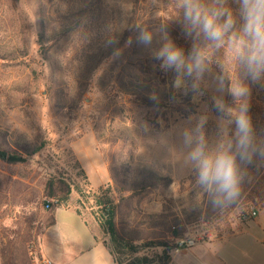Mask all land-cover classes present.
I'll return each instance as SVG.
<instances>
[{"label": "rangeland", "instance_id": "obj_1", "mask_svg": "<svg viewBox=\"0 0 264 264\" xmlns=\"http://www.w3.org/2000/svg\"><path fill=\"white\" fill-rule=\"evenodd\" d=\"M200 2L230 12L236 31L242 25L241 0ZM133 3L0 0V143L14 149L45 143L25 164L0 163V264L3 244L28 233L33 264L42 259L41 236L42 246L54 251L68 246V233H89L73 211L56 207L77 206L94 226L89 199L80 205L72 191L56 204L44 195L45 178L63 174L86 192L110 182L112 166L126 165L169 177L170 183L165 191H143L125 203L124 223L134 207L139 212L167 207L183 224L180 238L211 241L203 243L199 260L184 264H264V208L250 207L243 219L239 209L209 205L211 191L199 182L198 161L191 158L197 146L212 157L222 152L235 157L240 149L236 104L222 101L228 88L219 74L222 47L190 29L182 0ZM133 5L138 21L128 31ZM141 29L152 34L150 43L137 38ZM164 32L183 49L186 63L193 48L203 52L199 76L161 67L155 53ZM79 168L87 183L76 176ZM97 235L105 239L101 230ZM160 252L146 247L138 255L153 258Z\"/></svg>", "mask_w": 264, "mask_h": 264}, {"label": "trees", "instance_id": "obj_2", "mask_svg": "<svg viewBox=\"0 0 264 264\" xmlns=\"http://www.w3.org/2000/svg\"><path fill=\"white\" fill-rule=\"evenodd\" d=\"M136 2L138 3V0H134L133 4ZM38 9L41 15L42 8ZM137 12L138 8L133 5L127 19L128 31L136 27ZM243 23L237 27V31L242 28ZM43 33L44 30L41 29L39 39ZM226 50L227 44L222 47V51L218 50L219 58H221L218 61L219 74L228 87L227 95L222 99L223 103L236 104L232 110L238 112V101L231 94V85L242 80L250 89V142L246 150L240 148L234 157L238 175L241 178L240 195L235 202L228 204L232 208L239 209L237 216L245 219L250 207L264 208V72L257 81L245 79L239 64L230 59L229 52ZM233 117L232 115L229 119L233 120ZM44 144L43 140H39L32 147L14 149L0 143V163L25 164L30 156L44 147ZM110 174V182L95 189L89 188L86 192L67 176L54 174L44 179V195L54 199L56 204L66 200L72 191L77 193L80 205H84V202L86 203L89 199L91 202L88 209L105 236L103 243L109 249L115 264H151L154 262L171 264L169 252L173 249L175 240L184 233L183 224L174 216V213H170L167 207H162L157 212H139L134 207L131 209L133 217L124 223L122 217L125 214L121 211L125 203H129L133 197L143 191L147 193L153 189L165 191L170 178L128 165L122 166L121 169L112 166ZM76 176L87 183L81 168L78 169ZM212 199L213 192L211 191L207 201L209 205H213ZM65 208H72L82 218L77 206ZM54 210L51 211V219L46 227L53 222ZM138 215L141 217L136 219ZM188 220L186 223L190 221ZM31 243L29 233L14 241L4 243L1 247L2 264H33L30 256ZM146 247L160 248L161 252L156 253L153 258L145 254L138 255L139 251Z\"/></svg>", "mask_w": 264, "mask_h": 264}, {"label": "clouds", "instance_id": "obj_3", "mask_svg": "<svg viewBox=\"0 0 264 264\" xmlns=\"http://www.w3.org/2000/svg\"><path fill=\"white\" fill-rule=\"evenodd\" d=\"M184 19L191 30H198L204 38L219 49L227 44L230 59L239 64L245 79L257 81L264 72V0H241L240 12L244 21L239 31L234 29L235 20L230 12L209 9L200 0H182ZM143 43L152 41V34L141 29L137 37ZM164 41L157 59L162 60L161 67H174L177 71L186 70L199 76L205 69V56L199 49L193 48L189 62L186 63L182 48L177 46L168 34L161 35ZM231 94L238 101L236 128L238 147L247 148L250 142L251 120L250 89L241 80L233 83ZM222 107V106H221ZM191 158L198 161V180L213 192L214 206L223 207L235 202L240 195V176L235 159L227 152L212 157L203 153L202 146H197Z\"/></svg>", "mask_w": 264, "mask_h": 264}, {"label": "crops", "instance_id": "obj_4", "mask_svg": "<svg viewBox=\"0 0 264 264\" xmlns=\"http://www.w3.org/2000/svg\"><path fill=\"white\" fill-rule=\"evenodd\" d=\"M56 208L71 210L75 213L74 210L65 207ZM77 216L80 217L79 215ZM80 219L84 222L83 224L86 229L89 230V233L84 236L75 234L74 232L68 233V235H72V237L64 239V242H69L68 246H63L52 251L51 249L42 246V236L40 237L38 251L42 259L49 260L51 264H115L109 249L103 243V239L97 235V229L100 230L97 224L94 223V226L90 227L83 218L80 217ZM256 224L258 225V222H256ZM202 242L206 244L211 241ZM203 243L199 242V244H197L196 242L193 246L187 249L171 254V264H184V259H189V261L199 260L198 257L200 253H204L206 249ZM175 254H181V259L176 260Z\"/></svg>", "mask_w": 264, "mask_h": 264}, {"label": "built area", "instance_id": "obj_5", "mask_svg": "<svg viewBox=\"0 0 264 264\" xmlns=\"http://www.w3.org/2000/svg\"><path fill=\"white\" fill-rule=\"evenodd\" d=\"M44 208L45 209H49L50 208V204L48 202H45L44 203ZM251 215H255V211L254 210L251 211ZM194 244H195L194 239H192L190 237L178 238V239L175 240L173 251L175 253H178L179 251H181L183 249H187V248L193 246ZM39 264H51V262L49 260L41 259L39 261Z\"/></svg>", "mask_w": 264, "mask_h": 264}]
</instances>
